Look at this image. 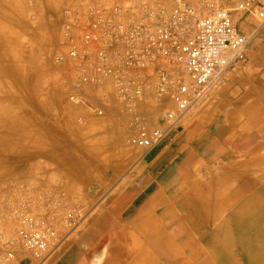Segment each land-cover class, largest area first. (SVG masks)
Masks as SVG:
<instances>
[{
	"label": "crops",
	"instance_id": "0c3cea01",
	"mask_svg": "<svg viewBox=\"0 0 264 264\" xmlns=\"http://www.w3.org/2000/svg\"><path fill=\"white\" fill-rule=\"evenodd\" d=\"M57 1L82 13L90 0ZM258 32L243 61L147 153L124 148L126 124L115 120L75 129L64 144L53 131L61 156L55 146L45 166H26L12 198L54 225L58 243L40 264H264V27ZM147 110L159 111L156 123L164 107ZM74 155L86 159L73 165ZM53 204L90 209L72 212L68 228L65 210L45 211ZM9 224L0 212V242L14 241ZM0 248L14 264H38L16 243Z\"/></svg>",
	"mask_w": 264,
	"mask_h": 264
},
{
	"label": "built area",
	"instance_id": "2783aa9c",
	"mask_svg": "<svg viewBox=\"0 0 264 264\" xmlns=\"http://www.w3.org/2000/svg\"><path fill=\"white\" fill-rule=\"evenodd\" d=\"M63 18L59 37L86 87V94L72 93L67 100L97 117L117 105L130 127L127 143L146 153L229 67L243 61L252 35L247 18L253 25L264 22V0H90L82 13L67 9ZM95 90L93 100L89 94ZM155 103L164 107L156 123L146 115ZM10 203L0 199V212L15 238L0 245L16 243L38 264L44 262L58 243L54 225L26 199ZM63 219L68 228L76 224L71 212ZM14 261L10 249L0 248V264Z\"/></svg>",
	"mask_w": 264,
	"mask_h": 264
},
{
	"label": "rangeland",
	"instance_id": "374dc122",
	"mask_svg": "<svg viewBox=\"0 0 264 264\" xmlns=\"http://www.w3.org/2000/svg\"><path fill=\"white\" fill-rule=\"evenodd\" d=\"M67 9L73 8L68 4H60L57 0H0V51H2L1 55L7 56L6 60H2L3 65H0V83L9 90L11 93L9 96L13 97L0 101V124L7 121L5 124L9 125L19 116L26 117L21 123L24 126L23 134L17 133L8 137L0 134V199L5 206L12 204L10 202L14 198V193L23 190L22 184L17 179L21 177L19 173L25 170L26 166L35 169L45 166L47 163L45 158L52 155L55 146L58 155L56 158L61 156L64 147L59 143V146L55 145V133L61 135L60 142L64 144L65 140L73 142L69 138L74 136L72 133L75 129H90L96 132L100 126H107L110 123L108 120H120L119 117H114L116 114L109 109L107 114L110 112L112 118L104 123L102 118L89 115L67 100V96L72 93L86 94V87L79 84L74 64L66 57V45L59 37L64 20L63 12ZM247 20L249 21L247 28L252 35H256L264 27V23L261 28H257L252 21L248 18ZM61 55L63 59L56 62L55 57ZM17 64L23 74L37 78V81L32 83L28 80H19L18 75L15 74ZM2 67L8 69L7 76H4ZM13 90L17 92L13 93ZM20 90L26 94L25 103L19 97ZM14 102L15 104L17 102L16 107L21 108L13 109ZM19 102L23 103V106H19ZM80 115L86 117L87 124H77L76 119ZM27 127L28 133H26ZM55 129L58 131L56 132ZM120 141L125 145L126 150L130 148L139 150L130 146L126 137ZM81 142L84 144L83 141ZM104 157L99 155L98 159ZM70 158L72 164L73 162L78 164L86 159L79 155ZM19 159L23 163L16 165ZM62 159L64 160V157L60 158L61 162ZM31 206L33 209L37 207V205ZM58 208L65 210L64 214L67 212L81 214L90 209L77 204L44 205L45 211L51 212Z\"/></svg>",
	"mask_w": 264,
	"mask_h": 264
},
{
	"label": "bare ground",
	"instance_id": "6f19581e",
	"mask_svg": "<svg viewBox=\"0 0 264 264\" xmlns=\"http://www.w3.org/2000/svg\"><path fill=\"white\" fill-rule=\"evenodd\" d=\"M203 6H205L204 4H203ZM202 6V7H203ZM208 7L207 6H205V8H202V10L203 11H205L206 9H207ZM264 23V22H263ZM263 23L261 24V25H263ZM238 25L240 26V27H242L243 25H244V23H243V21H239L238 22ZM261 25H256V27L258 28V27H260L261 28ZM3 28V27H2ZM7 30V29H6ZM255 34H253V35H251V38H252V36H254ZM2 51H0V61H1V63H0V65H3V61L2 60H6L5 58L7 57V56H4V55H1L2 53H1ZM1 57H3V58H1ZM19 62V61H18ZM4 64H5V61H4ZM3 69V72L5 73V75L4 76H7L8 75V69L7 68H4V67H2ZM16 68H17V73H15V74H17L18 75V79L19 80H22V81H24V80H28V81H30V82H32V83H35L37 80V78L35 79V78H30V77H27V75L26 74H23V72H22V70H21V68H20V66H19V64H17L16 65ZM1 70V71H2ZM27 82V81H26ZM24 83V82H23ZM0 101L3 99H6V98H9V97H11V96H9V94H11L10 92H9V90L6 88V87H3L2 86V83H0ZM33 86V85H32ZM35 87V86H34ZM95 89V88H94ZM24 90V89H23ZM106 91L108 90V89H105ZM29 91V90H28ZM27 91V92H28ZM32 91V90H31ZM15 92H17V91H15V90H13V93H15ZM18 94H19V97L20 98H22V101H23V103H25V101H26V94L25 93H23V92H21V90H20V92H18ZM28 94H29V92H28ZM89 95H91V98L93 99V100H95L97 97H98V95H99V90H95V91H93L92 93H90ZM12 96H14V95H12ZM28 96V95H27ZM11 98H13V97H11ZM19 100V99H18ZM13 101V100H12ZM31 102V101H30ZM11 103V102H10ZM23 103H21V102H19L18 103V105L19 106H23ZM13 106V109H20L21 107H16L17 106V102H16V104H15V102H14V104L12 105ZM153 106H157L156 105V103L153 105ZM109 109H111V111H114L113 112V114L115 113L116 115H114V117H119V119L120 120H115V121H117V122H121V123H125L126 124V131H125V137H126V141H127V137H128V135L130 134V127H129V125H127V122H125V120H124V118H123V116H122V114H121V112H120V108H118V106L117 105H115V107H105V111H104V116L103 117H100V116H98V117H100V118H102V120H104L105 118H107V117H112V114H110V112H109V114H107V111L109 110ZM115 109V110H114ZM5 110H8V109H5ZM156 110V109H155ZM84 112V111H83ZM86 112V111H85ZM158 110L157 111H155V113L153 112V111H151V113H150V111H147L146 112V115H147V120H149V121H151L152 122V120H154L155 119V116H157V114H158ZM154 113V114H153ZM92 116H94V117H97V116H95V115H93V114H91ZM108 115V116H107ZM155 115V116H154ZM97 117V118H98ZM26 117L25 116H19V117H17V119H14L13 121H11V122H13L12 124H9V125H7V124H5V122H7V121H4L3 123H1L0 124V134L1 135H3V136H5V137H8L9 135H13V134H23L24 133V131H23V128H24V126H23V124H21V123H23V121H24V119H25ZM115 119V118H114ZM15 120H17V121H15ZM83 121H84V119H83ZM10 122V123H11ZM19 125V127H17V125ZM13 125H15V127L13 128ZM32 128H34V127H32ZM26 130H27V132L26 133H28V131H29V128L27 127L26 128ZM33 132H35V131H33ZM129 144V143H128ZM130 146H132V147H135V148H137L136 146H133V145H131L130 144ZM155 148V147H154ZM137 149H139V148H137ZM140 150V149H139ZM141 151V150H140ZM142 152V151H141ZM143 153V152H142ZM147 153V152H146Z\"/></svg>",
	"mask_w": 264,
	"mask_h": 264
}]
</instances>
